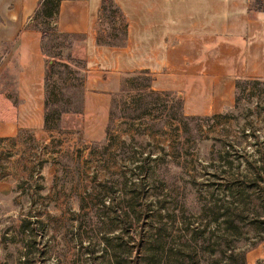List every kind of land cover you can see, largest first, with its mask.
I'll use <instances>...</instances> for the list:
<instances>
[{"label": "rangeland", "instance_id": "obj_1", "mask_svg": "<svg viewBox=\"0 0 264 264\" xmlns=\"http://www.w3.org/2000/svg\"><path fill=\"white\" fill-rule=\"evenodd\" d=\"M101 18L96 30L102 28L108 34L110 20ZM31 21L28 26L33 25ZM76 34L46 37L45 47L86 62L90 43ZM13 46L0 47V137H4L0 139V264H109L102 236H132L135 246L127 243L131 252L121 257L125 264H133L131 260L143 253L136 247L142 246L138 233L164 213L159 200L170 211L185 208L197 216L203 214L205 222L212 215L205 207L231 199L224 190L226 183H240L241 175H250L258 156L264 154V91L246 96L253 87L263 88L264 81L247 85L238 107H234V96L231 104L212 114L192 113L205 100H193L187 108L183 99L186 114L224 116L202 120L196 134L184 136L178 131L180 136L168 139L153 132L159 127L153 120L133 127L116 117L108 125L110 103L120 86L112 93H95L84 84L79 97L83 112L63 116L58 131L46 132L36 116L30 125L19 118L20 68L17 50L11 52ZM69 67L79 71L69 76L80 78L86 73L89 77L80 64L70 61ZM127 73L119 74V82ZM72 81L76 80L67 83ZM20 129L24 131L18 133ZM143 163L145 168L140 170L137 165ZM260 185L264 187V181ZM131 193L136 197L128 201ZM255 197L251 188L238 197V207L246 213L245 222L239 223L237 246L241 249L264 246V224L254 221L251 214L253 203H258ZM40 204L37 215L44 225L38 230L42 233L21 238L19 219ZM107 207L115 212L107 214ZM124 211L130 214L127 220ZM106 216L123 220L109 221Z\"/></svg>", "mask_w": 264, "mask_h": 264}, {"label": "crops", "instance_id": "obj_2", "mask_svg": "<svg viewBox=\"0 0 264 264\" xmlns=\"http://www.w3.org/2000/svg\"><path fill=\"white\" fill-rule=\"evenodd\" d=\"M37 1L0 0V47L14 43L11 52L17 50V108L29 125L33 116L43 121L44 112L41 33L28 26ZM114 2L126 21L119 46L97 44L102 0H62L54 20L60 32L82 33L89 41L84 84L95 93L117 91L122 72L146 71L151 88L176 91L187 108L205 100L192 113L212 114L233 102L237 78L264 79V7L257 9L256 0ZM245 258L264 262V246L247 249Z\"/></svg>", "mask_w": 264, "mask_h": 264}, {"label": "trees", "instance_id": "obj_3", "mask_svg": "<svg viewBox=\"0 0 264 264\" xmlns=\"http://www.w3.org/2000/svg\"><path fill=\"white\" fill-rule=\"evenodd\" d=\"M62 0H38L32 15L33 26L41 32V51L45 57V73L43 78L44 88V112L42 129L46 132L58 131L63 116L67 114L79 115L83 111L81 101V90L87 74L80 78L76 75L78 70L69 67V62L80 64V68L86 70L84 59L71 56H62L60 52H49L45 47V38H55V34L62 37H72L75 33L60 32L56 24H52L59 10ZM264 7V0H256V8ZM99 16L110 20V32L103 33V29H97V44L99 45H122L126 39V21L120 7L114 0H102ZM103 19V18H102ZM118 23L117 26L114 24ZM76 35L84 34L78 33ZM120 37V38H119ZM59 79V81L57 80ZM76 80L67 83V80ZM151 76L146 71L128 72L121 80L120 89L114 94L109 109V124L118 117L121 122L128 123L129 126L139 127V124H150L149 120L159 124L155 133L160 134L164 139L177 134L188 135L194 131L197 133L201 127L202 120L222 117L224 114H213L210 116L190 115L183 110V99L170 90H155L151 88ZM264 79L261 78H237L235 82V103L238 107L241 97L246 92L247 85H259ZM61 84V85H60ZM74 88H77L76 90ZM264 91V87H253L246 93V96L258 95ZM136 121V123H135ZM136 124V125H135ZM192 125L195 127L193 129ZM166 126L170 130L165 129ZM20 129L18 133L23 132ZM200 132V131H198ZM152 133V132H151ZM52 136V135H51ZM187 138V137H186ZM4 139V137H0ZM16 141V136L12 137ZM258 164L253 165L251 174L241 175L240 183L230 180L225 185L226 193L232 196L226 203L206 206L212 214L205 222L201 220L202 214L197 216L195 213L187 212L185 208L174 211L165 209L164 202L160 201V208L164 213L158 216L157 222H151L144 227L142 233H138L142 241V246L136 244L139 252L136 260H131L133 264H247L245 254L247 249L237 246L240 238L239 223L245 222L244 207H238L239 196L245 188H251L256 193L258 203H253L252 217L254 221L264 224V187L260 185L264 181V154H260ZM157 159V158H156ZM42 161H45L42 159ZM158 161V160H157ZM164 163L163 157L159 159ZM41 164V161H39ZM140 170H144V163L137 165ZM159 166V163L156 164ZM154 165V167L156 168ZM134 184V183H131ZM240 186V187H239ZM235 187V188H234ZM233 188V189H232ZM131 193L128 201L135 199ZM215 200H219L218 197ZM102 203L103 198L99 199ZM32 204L37 200L32 197ZM39 207L30 209L27 214L19 219L18 235L21 238L36 236L42 233L40 227L44 225L42 219L38 218ZM241 206V205H240ZM107 214L115 209L107 207ZM124 211L123 214H125ZM190 213V214H188ZM245 214V215H243ZM126 215V214H125ZM119 216V215H116ZM109 221L114 219L123 220L117 217H108ZM130 214L125 216L127 220ZM124 219V220H125ZM112 228V227H111ZM104 250L108 253L109 264H125V252L128 255L131 251L126 249L133 247L134 239L132 236L123 239L122 236L109 238L102 236ZM116 240V241H113ZM133 241V242H132Z\"/></svg>", "mask_w": 264, "mask_h": 264}, {"label": "built area", "instance_id": "obj_4", "mask_svg": "<svg viewBox=\"0 0 264 264\" xmlns=\"http://www.w3.org/2000/svg\"><path fill=\"white\" fill-rule=\"evenodd\" d=\"M102 20L101 16H98V22H100Z\"/></svg>", "mask_w": 264, "mask_h": 264}]
</instances>
